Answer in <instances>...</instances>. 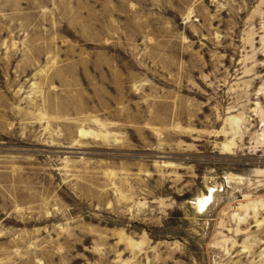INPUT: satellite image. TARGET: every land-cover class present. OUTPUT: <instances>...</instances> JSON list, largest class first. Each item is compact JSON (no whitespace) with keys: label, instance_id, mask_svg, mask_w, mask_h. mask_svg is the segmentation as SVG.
<instances>
[{"label":"rangeland","instance_id":"obj_1","mask_svg":"<svg viewBox=\"0 0 264 264\" xmlns=\"http://www.w3.org/2000/svg\"><path fill=\"white\" fill-rule=\"evenodd\" d=\"M0 264H264V0H0Z\"/></svg>","mask_w":264,"mask_h":264},{"label":"bare ground","instance_id":"obj_2","mask_svg":"<svg viewBox=\"0 0 264 264\" xmlns=\"http://www.w3.org/2000/svg\"><path fill=\"white\" fill-rule=\"evenodd\" d=\"M206 195L207 194H201V196L198 197V205H200V207L202 206L201 204H203L204 201L207 202V196Z\"/></svg>","mask_w":264,"mask_h":264}]
</instances>
